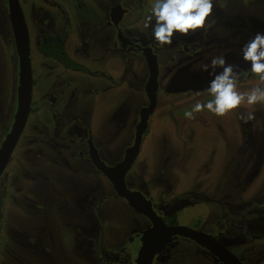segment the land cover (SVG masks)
I'll return each instance as SVG.
<instances>
[{"label": "rangeland", "instance_id": "374dc122", "mask_svg": "<svg viewBox=\"0 0 264 264\" xmlns=\"http://www.w3.org/2000/svg\"><path fill=\"white\" fill-rule=\"evenodd\" d=\"M99 1L104 9H108V4L115 0ZM144 1L143 8L135 7L133 12L138 17L144 15L139 27L143 26L153 2ZM84 12L86 15L90 13L89 10ZM210 21L211 26L207 31H197L205 43L198 50L202 58L193 64L188 56L178 57L175 62L169 63V72L165 70V65H161V89L157 95L160 103L151 114L140 156L129 178L133 177L139 182V191L154 199L158 210H169L171 207L178 210L180 225L192 227V223L199 220L205 222V231H212L211 217L226 214V218L237 221L251 220L253 226L257 224V229L251 228L252 232L261 234L264 233V102L252 107L242 106L224 117L202 111L194 113L192 119H186L184 112L191 110L197 101L204 103L210 99L206 89L211 77L209 72L203 70V66L210 65L212 58L225 56L238 73L250 67L241 59L240 49L256 32H264V0H214ZM5 32L6 17L3 15L0 16V107L4 105L8 108L16 104L11 102L13 50L10 49L9 38L4 39ZM182 37L174 35L171 44L174 47L162 49V52L171 57L174 50L182 47L177 42ZM91 49L96 52L95 48ZM110 53H104V58L95 68L98 72L89 77L79 78L74 72L73 76L83 83L79 84L78 81L77 88L66 87V90L78 91L79 98L72 108L76 113H87L100 155L108 163H115L123 156L129 130L138 119L135 84L139 83L136 82L138 71L125 70V63ZM38 56V52H33L32 65L37 84L34 107L25 137L22 138L21 149L25 148L24 143L29 135L34 133V126L49 125L54 114L70 105L68 92L63 94L55 106L48 102L46 92L48 82H52L56 89L57 85L60 90L63 89V82L68 76L72 77V72L66 74L64 66L55 63L41 64ZM100 67L106 71L99 72ZM58 70L63 73L62 77L57 74ZM56 80L57 85L54 83ZM255 83L256 80L248 74L243 81H238V87L243 91ZM165 91L170 94L161 97ZM248 112L254 113L255 119L244 123L240 117L246 119ZM60 131L63 132V128ZM44 148L46 152L39 154L38 158L34 157L29 163L23 162L19 170L24 180L23 190L20 193L13 192L16 204L10 205L11 215L5 218L6 231L12 235L0 247V264H33L34 252L46 249H49V257L53 255L58 259L66 255L69 264H89L73 253V250L80 251L77 244L80 226L85 230L91 229L94 226L92 220L95 219L90 213L92 204L86 198L85 191L80 190L81 183L77 180L80 175L83 183L101 186V193L97 195H106V206L115 207L109 212L103 210L101 213L104 219L97 220L98 225L105 221V240L113 232L122 237L125 230L130 229L128 222L135 225V217L142 220L140 227L147 225V218L113 196V186L101 174L102 179L93 182L85 176L88 173L82 174L90 165L87 167L83 164V169L79 170L75 164L59 158L48 145L45 144ZM95 172L92 169V175H99ZM51 180L56 189H53ZM30 183L32 189L28 186ZM9 202H12L10 196ZM242 205L252 207L237 216L238 219L229 214L231 209ZM113 225H116L115 229H112ZM224 228V235L215 233L217 240L245 261V264H248V259L253 264H264V238L252 241L233 233L229 227ZM39 233L44 234L45 238ZM131 233H127L130 237H125V240L130 241L129 247L134 245L133 242H139L135 233ZM28 234L37 242L38 248L30 243ZM250 244H255L257 248L245 259V254L250 252ZM136 256L134 251L133 260L137 259ZM177 258L180 264H222L205 248L181 236L165 240L153 264H172ZM35 264H50V260L43 257Z\"/></svg>", "mask_w": 264, "mask_h": 264}, {"label": "flooded vegetation", "instance_id": "af4514ba", "mask_svg": "<svg viewBox=\"0 0 264 264\" xmlns=\"http://www.w3.org/2000/svg\"><path fill=\"white\" fill-rule=\"evenodd\" d=\"M18 3L24 17L30 41L32 95L27 122L11 154L10 160L0 177V247L6 241H9L11 238L10 235H12L6 231L5 218H7L8 215H11L10 205L16 204V197L14 194L17 192L20 193L23 190L24 180L20 177L19 170L22 168L23 162L29 163L34 157L38 158L39 154L46 152L44 148L46 144L51 147L50 150L57 153L59 158L64 159L66 163L71 162L72 164H75L79 170L83 169V164L87 167L90 165V168L88 167V169L84 170L82 174L88 173L89 175L85 176L91 179V182L102 179V176L106 178L113 186L115 193L113 196L118 197L119 200L121 199L130 207H133L138 214L148 220V223L146 221L147 225L145 227H140L139 224L142 220L139 217H135V220H133L135 221V225L132 226L130 222H128L127 224L130 229L125 230L122 237L118 236L117 232H113L112 234H108L107 240H105V221L98 225L97 220L101 221L102 218L104 219V216L101 213L103 210L109 212L115 207L108 208L106 206V195H97V193H101V186L97 184L90 185L89 183H83V177L81 175L78 176L79 178H77V180L81 183L80 190L81 192L85 191L86 198L92 204L90 213L95 219L92 220L94 226L91 229L85 230L82 225L80 226V237L77 239L80 251L74 252L73 250L75 257H81L89 264H136V259L133 260L132 258L133 252L135 251L138 256L144 242V232L154 226L152 218L147 214L148 211L155 212L156 214H154L156 216L162 217L168 226L180 225V214L178 210L174 207H171L169 210H158L154 199L150 196H146L142 191H139V182L133 177L129 178L130 171L134 169L137 159L140 156L144 135L149 129L151 114L155 110L156 105H159L160 103V98L157 96L161 89L159 83L160 67L161 65H165V70L169 72L170 62H175L178 57L185 58L186 56L190 57V62L194 64L197 59L203 57L199 54L200 52L198 50L202 49L205 43L200 37V34L196 32L195 34H190L188 36H183L181 39H177V42L181 43L182 47L178 50H174L171 57L165 55V53L162 52V49L168 50L172 49L174 46L165 45L167 47L164 48L153 42L151 38V30L144 29L143 26H138L144 15L138 17V14L135 16L133 13L135 12V7L140 9L143 8L145 3L144 0H115L108 4V9H104L99 0H18ZM86 10H89L90 12L88 15L84 12ZM3 15L6 17V32L4 39L9 38L10 49L13 50L12 60L14 74L11 102L16 105L15 107L10 106L8 108H5L4 105L0 107V150L12 131L16 120L21 91V55L17 42V30L13 18L11 0H0V16ZM254 24L255 23L252 25ZM78 41L79 44H77ZM91 48H95L96 52H93ZM33 52L36 54L38 52L40 54L38 59L41 64L46 65L50 62L52 64L55 63L64 66V72H66V74L72 72V77L68 76L63 82V89L60 90L58 88L56 80L54 83H56L57 89L52 82H48V89L46 92L49 96L48 102L52 106H55L63 94L68 92V96H70V105L64 107L59 113L54 114L52 122L49 125L42 124L34 126V133L30 135L28 134L29 137L27 142L24 143L25 148L21 149L23 143L22 140L24 139L23 136L26 133L34 107V91L35 85L37 84L35 82L36 80L34 78L32 65ZM109 52H112L110 53L111 56L116 59L120 58L125 63V70L130 71L134 69L136 73L138 71L136 82L139 83L135 84L138 94V119L137 122L133 124L131 130H129V138L126 144H124L126 149L123 156L115 163H108L100 155L99 147L95 142L92 130L89 126V117L87 113H76L72 108L73 104L76 103L79 98L77 95L78 91L72 92L71 90H66V87L77 88L79 84L83 83L80 82L77 77L73 76L74 72L80 76L79 78L89 77L90 74L98 72L95 70L96 65L100 64L99 61L104 58V53L108 54ZM188 52L191 53V56L188 55ZM160 55H162L161 60ZM149 58H154L158 63V89L153 96V106L149 112L148 126L142 137L140 152L131 164L129 170L124 173L121 182L122 171L126 165L125 160L129 154L128 151L136 142L138 125L142 119V112L151 104L147 91L151 69ZM101 70H103V72L106 71L103 67H100L99 72H101ZM43 72L44 70L41 69V73ZM57 74L59 77H62L63 75V73H60V70H58ZM246 76L247 75L244 74V71L241 72L238 81H243ZM78 81L79 84H77ZM189 93H198V91H190ZM169 94L170 92L167 91L162 92L161 97H165V95ZM31 125L33 126V123ZM82 126H85V128H82ZM61 128H63V132L60 131ZM51 129L52 131H50ZM53 160L55 161V158ZM122 164L123 166L121 167ZM92 169L98 172L99 175H92ZM104 170H108V172L109 170L112 171L113 178L117 184L104 172ZM37 173L39 175L43 174V172ZM100 174L102 176H100ZM28 176H30V174ZM29 178L33 180L32 176ZM52 182L53 181L51 180L50 183L52 184L53 189H56ZM106 183L107 182L105 181V184ZM28 186L32 189V183ZM126 194L130 199L127 198ZM9 196L12 198V202H9ZM250 206L252 207V205H242L241 207L233 208L230 210L229 214L238 219L237 216L250 209ZM34 208H36V206ZM211 218V220H213L212 231H205L203 229V227H206L205 222L199 220L194 221V223H192L194 225L189 227L201 230L202 232L211 235L214 239H216L215 233L220 235L226 233V228L224 227H229L233 233L248 237L252 241L264 238V233L257 234L252 232L251 228L254 227L257 229V224L256 226H253L251 220L237 221L234 218H226V214L224 216L215 214ZM115 227L116 225H113L112 229H115ZM131 231L139 238V242H133L135 247L134 245L129 247L131 245H129V239L125 240L126 235L130 237L127 233ZM40 235L45 238L44 234ZM27 237L30 238L31 244L37 248L39 247L37 242L29 234ZM189 240L205 248L196 241L192 239ZM104 242L107 245L106 248H104ZM219 242L225 246L221 241ZM249 248L250 252L245 254V259H248V255L252 254V251L255 250L257 246L255 244H250ZM205 249L209 251L216 260H219L224 264L218 256L207 248ZM48 252L49 249L35 251L34 259L32 260L33 264H35V262L39 263L43 257L46 259L48 258L50 264L70 263L66 255H62L57 259V257L53 255L49 257L47 255ZM240 260L243 261L242 259ZM243 263L245 264L246 262L243 261ZM172 264H180V259H175ZM248 264L253 263L248 259Z\"/></svg>", "mask_w": 264, "mask_h": 264}, {"label": "clouds", "instance_id": "9594fccd", "mask_svg": "<svg viewBox=\"0 0 264 264\" xmlns=\"http://www.w3.org/2000/svg\"><path fill=\"white\" fill-rule=\"evenodd\" d=\"M213 9L214 0H153L143 28L151 30V38L158 46L171 45L174 35L188 36L198 30L207 31ZM240 53L243 62L250 65L243 70L244 74H251L256 80L255 85L241 91L238 87L240 73L225 56H216L210 65L203 66L211 77L206 89L210 99L204 103L197 101L191 110H186V119H192L194 113L202 111L224 117L242 106L252 107L264 102V32H256L243 44ZM240 119L247 123L254 120L255 115L248 112L246 119L244 116Z\"/></svg>", "mask_w": 264, "mask_h": 264}, {"label": "water", "instance_id": "95a60500", "mask_svg": "<svg viewBox=\"0 0 264 264\" xmlns=\"http://www.w3.org/2000/svg\"><path fill=\"white\" fill-rule=\"evenodd\" d=\"M12 13L15 21L17 42L19 52L21 55V91L19 99V108L16 114V120L14 122L12 131L8 135L0 150V177L3 174L11 154L18 142V139L25 127L28 119L30 107H31V95H32V74H31V61H30V41L28 37L27 28L24 22V17L20 9L18 0H11ZM151 63L150 80L147 87V91L151 100L149 107L145 108L142 112V119L138 125V131L136 136V142L134 146L128 151V156L125 160V167L122 171L121 182L124 173L129 170L131 164L137 158L143 134L146 132L148 126L149 112L153 106L154 93L158 89V63L153 58H149ZM123 164L121 165V167ZM104 172L114 181L112 171L104 170ZM117 184V182H116ZM127 198L130 197L126 194ZM131 202V201H129ZM151 209V207H150ZM152 211V209H151ZM155 212L148 211L147 214L152 218L154 226L148 231L144 232V242L140 249V252L136 259V264H152L154 257L164 243L165 240L172 236H184L192 239L197 243L203 245L210 250L216 256H218L224 264H244L234 253L223 246L219 241L214 239L211 235L202 232L201 230L193 229L185 225L168 226L160 216H156Z\"/></svg>", "mask_w": 264, "mask_h": 264}]
</instances>
